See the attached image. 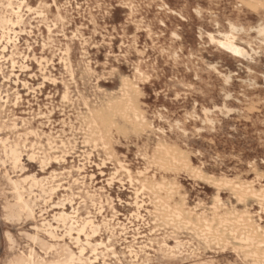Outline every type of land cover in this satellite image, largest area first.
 <instances>
[{
  "label": "rangeland",
  "instance_id": "obj_1",
  "mask_svg": "<svg viewBox=\"0 0 264 264\" xmlns=\"http://www.w3.org/2000/svg\"><path fill=\"white\" fill-rule=\"evenodd\" d=\"M0 147V264H264V0H0Z\"/></svg>",
  "mask_w": 264,
  "mask_h": 264
},
{
  "label": "bare ground",
  "instance_id": "obj_2",
  "mask_svg": "<svg viewBox=\"0 0 264 264\" xmlns=\"http://www.w3.org/2000/svg\"><path fill=\"white\" fill-rule=\"evenodd\" d=\"M242 1V0H241ZM259 2V1H258ZM11 8V7H10ZM182 19H184V18H182ZM21 20V19H20ZM19 23V22H18ZM17 23V25H19ZM9 24V23H8ZM14 26V25H13ZM9 33H10V31H9ZM166 34V33H165ZM173 35H174V33H173ZM178 36V35H177ZM4 37V36H3ZM2 37V38H3ZM178 38V37H177ZM4 39V38H3ZM17 40V39H16ZM222 43V42H221ZM263 43V42H262ZM222 45L224 46V47H226L228 50H230L231 52H233V53H235V54H242L243 53V49L241 48V47H239V46H237L236 44H234V42L230 39V40H228V41H226V42H223L222 43ZM240 56V55H239ZM227 81V80H226ZM5 108V107H4ZM217 109V108H216ZM219 110V109H218ZM228 110V109H227ZM214 111V110H213ZM230 111V110H229ZM204 113V112H203ZM134 117V116H133ZM14 123V122H13ZM10 131V130H9ZM38 137V136H37ZM18 138V137H17ZM38 139V138H37ZM25 144V143H24ZM35 144V143H34ZM40 146V145H39ZM1 148V147H0ZM32 148V147H31ZM34 155V154H33ZM11 156H12V158L14 159V161L15 162H18L19 161V154H18V150H16V149H11ZM21 161V160H20ZM191 165V164H190ZM159 166V165H158ZM47 180V179H46ZM38 182V181H37ZM14 183V185H15V187H16V190L18 189V181H14L13 182ZM42 183V182H41ZM91 183V182H90ZM43 186V185H42ZM51 186V185H50ZM41 188V187H40ZM47 188V187H46ZM54 188V187H53ZM86 188V187H85ZM152 189V188H151ZM15 193H17V191H15ZM35 195V194H34ZM18 198L20 199V204H22L21 206L24 208V209H26V210H28L30 213H33V208H32V206L30 205V203L28 202V201H26V200H24L23 199V197H22V195L18 192ZM50 199H52V198H49L48 200H50ZM67 200V199H66ZM67 202V201H66ZM81 202V201H80ZM102 202V201H101ZM86 203V202H85ZM57 204V203H56ZM84 204V203H83ZM79 205V204H78ZM61 206V205H60ZM112 206V205H111ZM64 208V207H63ZM77 208V207H76ZM76 213V212H75ZM34 216V215H33ZM89 216V215H88ZM59 217L63 220V221H66L67 219H69L70 218V216L67 214V213H65V212H62L60 215H59ZM80 219V218H79ZM72 220V219H71ZM72 224V223H71ZM72 226V225H71ZM99 226V225H98ZM101 226V225H100ZM49 227H51V225H49ZM77 227V226H76ZM99 234V233H98ZM97 234V235H98ZM118 239V238H117ZM36 242V241H35ZM96 244H98V243H96ZM167 246V245H166ZM65 247V246H64ZM144 247V246H143ZM82 249V248H81ZM85 250V249H84ZM107 252V251H106ZM167 253V252H166ZM149 254V253H148ZM30 256V255H29ZM32 256V255H31ZM69 257L70 258H74V254H73V252H71V251H69ZM79 261V260H78ZM28 264H36V262L34 261V260H30L29 262H28Z\"/></svg>",
  "mask_w": 264,
  "mask_h": 264
}]
</instances>
